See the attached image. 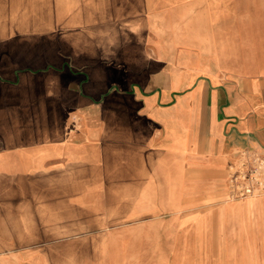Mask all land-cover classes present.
Instances as JSON below:
<instances>
[{"label":"crops","instance_id":"1","mask_svg":"<svg viewBox=\"0 0 264 264\" xmlns=\"http://www.w3.org/2000/svg\"><path fill=\"white\" fill-rule=\"evenodd\" d=\"M107 1L87 31L119 41L57 39L56 0H0V225L34 232L0 256L60 264L42 246L84 241L55 254L82 264L190 222L195 256L252 240L264 264V194L226 197L237 151L264 148V0Z\"/></svg>","mask_w":264,"mask_h":264},{"label":"rangeland","instance_id":"2","mask_svg":"<svg viewBox=\"0 0 264 264\" xmlns=\"http://www.w3.org/2000/svg\"><path fill=\"white\" fill-rule=\"evenodd\" d=\"M108 3L109 2L107 0H56L55 35L57 36V39L64 40L69 35L68 33H70L71 40L77 41L84 39L97 40L98 36L104 37L105 41H119L121 39V36H123L122 33L105 32L104 34H98L96 32L87 31L97 24L98 19L100 20V18L97 17V14L103 12H101V10L98 11L97 8L99 6L105 8ZM104 13H107L106 8L104 10ZM102 15L103 14H100V16ZM111 18L112 16L104 14L103 19L106 24L109 23V20H111ZM50 36L53 37L54 34H42L41 39L48 40ZM68 52L70 54L71 52H79V49L68 50ZM226 197L228 196L226 195ZM46 226L47 228L53 230V225ZM19 227L20 230H18V232H15V235H20V238L28 240L22 239V241L19 238V241L14 242L13 240L8 239L7 237L11 236V234L8 232V229H6L5 226L0 225V253L2 247H15L17 244L22 246H25L27 244L32 245V237L34 234L33 226L26 224ZM181 228L183 229V231L179 233H176L175 231L168 236L162 235L160 239L157 238V235L154 233L146 234V236H144L145 240H143L142 242L139 241V244L137 246L134 244L128 245V243L124 239L115 242L112 239L111 235L106 236L111 231H109L108 233L106 232V237L104 238V240H100L99 244L95 246V248L99 249L100 254H105V256L82 258L81 263L83 264L94 259H98L99 262H101V260L105 259L106 261L104 262L108 264H261L259 259H257L256 257L257 250L255 246L252 247V242H255L252 240L250 241L251 247L249 249L243 248L242 251H238V257H225L223 250H221L220 245L218 244L215 256L212 255L205 259L203 258V256L199 258L195 256L193 251L191 223L185 222L184 226ZM2 229L4 233L2 232ZM84 243V241L75 243L69 242L68 244L59 242L55 245L47 243L49 245L46 244L47 246L44 245L42 247H51V256L49 258H46L49 259V263H52L53 261L54 263L60 264H79L80 262H78V260L80 258H75L72 256L56 257L55 254L59 253L58 250L60 248L68 250V253H70L76 248H80L81 246L84 247ZM254 244H256V242ZM238 250H240V247ZM108 254L110 255L108 256ZM113 254H116V256H113ZM0 264H19V261L16 256H0Z\"/></svg>","mask_w":264,"mask_h":264},{"label":"built area","instance_id":"3","mask_svg":"<svg viewBox=\"0 0 264 264\" xmlns=\"http://www.w3.org/2000/svg\"><path fill=\"white\" fill-rule=\"evenodd\" d=\"M228 199H244L264 194V148L241 149L228 166Z\"/></svg>","mask_w":264,"mask_h":264},{"label":"bare ground","instance_id":"4","mask_svg":"<svg viewBox=\"0 0 264 264\" xmlns=\"http://www.w3.org/2000/svg\"><path fill=\"white\" fill-rule=\"evenodd\" d=\"M261 196H263V195H261ZM261 196H260V197H261ZM254 197H256V195H255ZM250 198H253V197H250Z\"/></svg>","mask_w":264,"mask_h":264}]
</instances>
